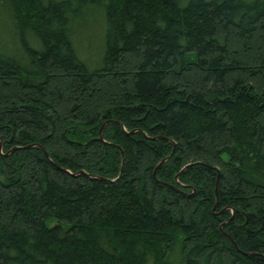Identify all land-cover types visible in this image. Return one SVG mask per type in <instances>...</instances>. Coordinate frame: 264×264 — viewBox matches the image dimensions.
Here are the masks:
<instances>
[{"label":"trees","instance_id":"obj_1","mask_svg":"<svg viewBox=\"0 0 264 264\" xmlns=\"http://www.w3.org/2000/svg\"><path fill=\"white\" fill-rule=\"evenodd\" d=\"M1 145L0 264H264V0H0Z\"/></svg>","mask_w":264,"mask_h":264},{"label":"rangeland","instance_id":"obj_2","mask_svg":"<svg viewBox=\"0 0 264 264\" xmlns=\"http://www.w3.org/2000/svg\"><path fill=\"white\" fill-rule=\"evenodd\" d=\"M77 41H79V43L84 45L83 46L84 48L88 49V51L85 49L87 52L90 51L94 55L93 59L92 58L89 59L90 56L86 55L85 53V57H86L85 59L88 58L90 61H92L91 65H94L93 63H97L99 59L97 57L99 53L101 54L100 49H102L101 46L104 42V25H103L102 19L95 16L93 19L88 21L84 27L80 28L77 32ZM29 147L30 146L25 147V148H29ZM16 148H19V147L16 146ZM16 148L14 147L11 150H14ZM0 153L1 154L4 153L2 149V145L0 146Z\"/></svg>","mask_w":264,"mask_h":264}]
</instances>
